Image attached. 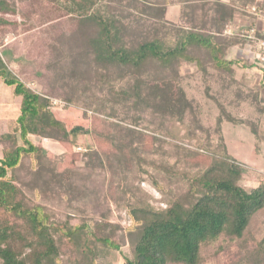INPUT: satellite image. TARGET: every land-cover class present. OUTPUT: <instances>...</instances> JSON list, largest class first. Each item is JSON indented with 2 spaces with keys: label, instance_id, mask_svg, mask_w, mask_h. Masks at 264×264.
Wrapping results in <instances>:
<instances>
[{
  "label": "trees",
  "instance_id": "1",
  "mask_svg": "<svg viewBox=\"0 0 264 264\" xmlns=\"http://www.w3.org/2000/svg\"><path fill=\"white\" fill-rule=\"evenodd\" d=\"M32 1L59 14V19L67 17L69 23H75L71 30L74 34L70 30L64 34L65 41L75 39L74 49L68 56L56 51L48 65L61 69L60 59L64 56L75 66L91 70V98L86 90L78 88L77 94L64 96L62 111L77 107L84 108L83 115L87 110L101 114L106 113L108 102L129 105L135 116L133 128L138 127L140 113L151 112L153 117L161 118L163 131L148 133L146 128L140 132L120 122H109V116L98 126H67L51 108L48 96L32 91L8 74L0 60L1 79L14 85L13 95L20 99L18 116L9 120V131L0 135V264H113L110 255L120 249L116 236L121 228L107 214L97 219L81 214L75 224L70 215L56 221L44 205L33 204L27 198L24 188L33 194L42 193L52 182L63 192L76 197L85 195L69 180L65 183L63 176L43 166L53 155L33 138L53 139L68 151L77 145L79 136H90L98 147L112 146V155L100 156L93 145H86L83 155L92 172L99 169L105 173L108 199L122 202L130 218L131 224L124 231L130 255L123 256V264H201V247L209 241L220 235L242 238L252 217L264 207V180L250 187L242 185L248 171L230 158L222 122L247 126L256 149H260L264 57L257 44L264 39V30L258 29L257 21L264 20V0H178L176 24L165 20L166 10L174 0ZM17 5L15 1L0 0V25H7L5 15L21 13ZM237 14L244 18L243 24L235 23ZM2 40L4 37L0 44ZM239 53L243 54L241 58ZM236 64L245 68L239 77ZM184 66H195L204 84V96L219 108L212 130L202 126L200 116L191 117L193 127L186 122L194 100L188 99L181 85ZM256 72L260 75L258 88L252 85ZM75 73L72 75L78 77ZM126 78L131 84L114 90V82ZM213 80L220 82L223 98L235 104L247 103L255 121L228 114L211 94ZM105 89L112 100L97 96ZM198 130L207 136L200 137ZM156 131L158 138L194 147L174 145L175 162L160 166L169 177L183 181L187 192L184 196H170L159 207L137 195L144 181L141 175L147 173L143 165L147 163L138 156L139 143L135 141L148 136L162 141L153 137ZM193 159L198 162L192 164ZM26 161L32 176L27 186L18 178ZM46 172L52 173L49 179H45ZM153 185L160 188L154 179ZM255 250L256 262L263 264L264 237Z\"/></svg>",
  "mask_w": 264,
  "mask_h": 264
},
{
  "label": "rangeland",
  "instance_id": "2",
  "mask_svg": "<svg viewBox=\"0 0 264 264\" xmlns=\"http://www.w3.org/2000/svg\"><path fill=\"white\" fill-rule=\"evenodd\" d=\"M8 1L11 3L15 1L21 13L5 15L4 18L7 21V25H0V41L5 34H9V38L5 41L2 40V44H0V60L4 62L7 73L23 82L32 91L48 96L51 101V108L59 113L58 117L67 126H98L103 119H107L106 116H109V122H120L124 126L133 128L132 122L135 116L129 105H114V103L108 102L107 110H105L108 115L106 113L93 114L89 110H87L86 115H83L84 108L77 107H70L69 110L62 111V106L65 104L64 96L74 95L73 92L75 93L76 89L86 90V95L90 98L92 94L91 70L87 71L86 68L75 66L73 60L64 57L70 54L76 43L74 42L75 39L69 40L68 38L65 41L66 36H64L66 31H71L74 28L75 23H69L67 17L59 19V14H55L49 9L47 10L42 4H35V1H32L33 3L31 0ZM148 1L150 2V0ZM179 9L178 0H174V3L169 5L166 10L165 20L176 24L179 20ZM243 19L240 14L236 15V22L239 20L243 22ZM71 34L73 35L74 32ZM3 45L7 47H3ZM56 51H63L65 54L60 59L63 65L61 69H55L56 67L48 65L53 62L54 55L58 53ZM59 58L60 56L55 60L58 62ZM30 60L32 61L31 64H29ZM75 71L78 72V77L72 75V72L75 73ZM196 71L195 66H184L181 68V73L185 76L181 80V85L186 89L188 99L190 101L194 100V102L192 101L193 109L188 112L186 122L192 126V123L189 122L191 117L200 116L202 126L207 128L210 126L209 129L212 130L214 128L211 127L215 124L219 108L212 100L204 96V84L200 80V74ZM191 74H195V77H189ZM79 80L85 81L86 84L84 82L81 83ZM212 82L211 94L216 96L228 114L238 119L247 120L248 118L253 122L255 121L253 117L255 114L252 109L247 107V103H231L228 97L225 99L220 95V93H223L220 91L222 89L220 82L217 80ZM130 84L131 80L129 78L123 81H115L113 84L115 85L114 90L118 91V89L126 88ZM13 89L14 85L4 83L0 77V135H4L9 131V120H14L19 114L20 99L13 95ZM107 89L102 93H97V96L112 100L113 96L109 91H106ZM113 107L112 113L111 108ZM138 116H140V120H137L138 127L133 129L145 132L144 130L147 128L146 132L148 133V130L154 131L155 129L163 131L162 120L158 116L153 117L151 112L140 113ZM258 131L261 140L259 150L256 149L254 136L247 126H234L227 120L222 122V134L230 158L248 171V174L243 177L241 182L245 187L254 186L259 180H264V114L262 115ZM121 133L125 134L126 131L122 130ZM197 134L202 138L207 136V133L201 132V130H198ZM156 136H158L157 131L153 133V137L158 138ZM151 137H141L135 141L139 143H137L139 147L138 156L145 159L147 163L143 165V169L147 173L141 175V179L144 181L137 195L142 199L148 200L154 207H159L163 206V202L170 196H184L187 192V185L183 181L169 177L165 171L160 169V166H171L175 162L174 145H182L190 149H194V147L186 142L180 143L167 137H159L160 140H163L158 142L153 141ZM33 141L49 150L53 155L44 161L43 166L49 171H53L54 174L63 176L62 178L66 179L65 183L69 180L77 191L81 190L85 195L76 197L74 194L63 192L59 185L52 182L49 188L45 189L46 192L42 191V193L38 191L33 194L28 188H24L27 198L33 204L41 203L44 205L47 209L46 211L56 221H63L70 215L73 217L72 223L75 224L79 221L81 214L88 217L92 216L94 219L99 218L100 215L107 214L108 219L113 223L119 224L121 228L116 236L120 249L112 252L110 260H112L113 264H123V256L130 255L128 237L124 232L131 224L130 218L122 202L117 204L108 199L109 182L105 173H101L99 169L96 172H92L83 155L87 152L86 145H93L94 150L100 156L103 153L112 155L114 151L112 146L104 145L98 147L93 143L90 136H79L77 145L71 151H68V149L53 139L33 138ZM1 150L2 146L0 145V156ZM191 162L194 164L198 161L193 159ZM30 169L31 166L26 161L20 171H18V178L24 185H29L30 180H32ZM135 169L136 167H134ZM51 174L46 172L44 175L45 179H49ZM135 179L133 182L137 186L138 179ZM153 179L160 188L153 185ZM112 194L114 195V189ZM263 237L264 207L252 217L242 238L230 239L225 235H220L213 241L203 245L200 252L201 264H259L256 262L255 249L257 243Z\"/></svg>",
  "mask_w": 264,
  "mask_h": 264
},
{
  "label": "crops",
  "instance_id": "3",
  "mask_svg": "<svg viewBox=\"0 0 264 264\" xmlns=\"http://www.w3.org/2000/svg\"><path fill=\"white\" fill-rule=\"evenodd\" d=\"M235 23L243 24V22L240 21V20H239L238 22H236V18H235ZM257 27H258V29L261 28L260 30H264V20L259 19V20L257 21ZM8 38H9V34L7 33V35L5 34V36H4V41H5L6 39H8ZM3 47H7V46H6V45H3ZM237 56H238L239 58H241L240 53L237 54ZM235 69H236V71H237L238 77H239L242 73H244V71H245V68L241 67L240 64H236ZM259 83H260V75H259V73L256 72V73H255V78H254V80H253V82H252V85L255 86L256 88H258V87H259ZM263 99H264V89L262 90V102H263Z\"/></svg>",
  "mask_w": 264,
  "mask_h": 264
},
{
  "label": "built area",
  "instance_id": "4",
  "mask_svg": "<svg viewBox=\"0 0 264 264\" xmlns=\"http://www.w3.org/2000/svg\"><path fill=\"white\" fill-rule=\"evenodd\" d=\"M254 30H251V33L253 32ZM257 47L258 49H260L263 53V57H264V39L263 40H260L257 44Z\"/></svg>",
  "mask_w": 264,
  "mask_h": 264
}]
</instances>
